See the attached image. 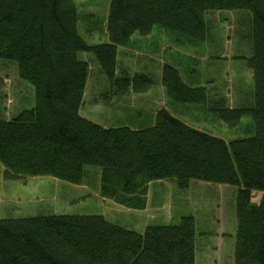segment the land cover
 Listing matches in <instances>:
<instances>
[{
    "label": "trees",
    "instance_id": "obj_1",
    "mask_svg": "<svg viewBox=\"0 0 264 264\" xmlns=\"http://www.w3.org/2000/svg\"><path fill=\"white\" fill-rule=\"evenodd\" d=\"M221 11L251 15L247 66L254 107L226 111L233 126L250 114L252 138L226 143L164 109L140 129H105L79 115L88 75L79 54H91L121 94H143L152 86L148 78L116 77L117 50L153 28L201 44L205 16ZM80 20L74 0H0V60L16 65L35 96L31 110L0 119L5 179L48 177L80 185L85 167H96L100 197L131 210L145 208L154 182L174 180L178 191L192 182L226 186L236 190L234 264H264V0H110L100 44L79 35ZM160 80L175 103L206 101L205 90L186 85L171 66L162 67ZM254 192L262 194L257 204ZM195 235L191 216L176 225L147 226L141 234L101 216L0 218V264H195Z\"/></svg>",
    "mask_w": 264,
    "mask_h": 264
},
{
    "label": "rangeland",
    "instance_id": "obj_2",
    "mask_svg": "<svg viewBox=\"0 0 264 264\" xmlns=\"http://www.w3.org/2000/svg\"><path fill=\"white\" fill-rule=\"evenodd\" d=\"M74 1L81 19L79 35L90 44L105 42L110 0ZM205 21V41L198 45L153 28L147 38L134 35L127 47L117 50L116 77L148 78L152 86L143 94H133L130 89L121 94L120 86L110 83L91 54H79L88 65L80 116L109 129L130 125L143 114L141 123L148 126L150 117L152 120L164 109L187 126L226 143L252 138L256 129L250 114L242 115L233 126L232 115L226 111H250L254 107L247 66L252 53L251 15L247 11L210 12ZM165 65L175 68L189 87L203 88L205 103L171 101L160 80ZM34 105L33 88L18 78L16 65L0 60V119L11 120ZM3 171L0 165V218L101 216L140 234L147 226L176 225L181 217L191 216L196 228L194 263L234 264L235 189L192 182L187 190L178 191L174 180L154 182L147 186L145 208L131 210L100 197V172L96 167H85L80 185L48 177L7 180ZM260 194L252 193L251 202L257 204Z\"/></svg>",
    "mask_w": 264,
    "mask_h": 264
},
{
    "label": "crops",
    "instance_id": "obj_3",
    "mask_svg": "<svg viewBox=\"0 0 264 264\" xmlns=\"http://www.w3.org/2000/svg\"><path fill=\"white\" fill-rule=\"evenodd\" d=\"M80 110V109H79ZM130 114H132V113H130ZM79 115H80V113H79ZM142 115L143 114H138V118H136L135 120H134V122L132 123V124H127V126H129L130 128H132V129H140L141 127H142V123H141V119H142ZM139 116H141L140 118H139ZM83 118V117H82ZM151 118V117H150ZM85 119V118H84ZM152 121H153V118H152V120H151V124H152ZM192 184V183H191ZM141 233H143V232H141ZM140 233V234H141Z\"/></svg>",
    "mask_w": 264,
    "mask_h": 264
},
{
    "label": "water",
    "instance_id": "obj_4",
    "mask_svg": "<svg viewBox=\"0 0 264 264\" xmlns=\"http://www.w3.org/2000/svg\"><path fill=\"white\" fill-rule=\"evenodd\" d=\"M261 196H262V194H260V198H261ZM259 201H260V199H259ZM259 201L257 203H259Z\"/></svg>",
    "mask_w": 264,
    "mask_h": 264
}]
</instances>
